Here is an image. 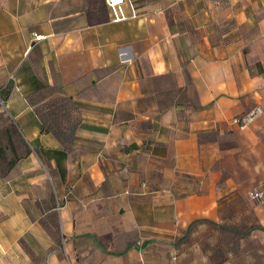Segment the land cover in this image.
<instances>
[{
  "label": "crops",
  "instance_id": "obj_1",
  "mask_svg": "<svg viewBox=\"0 0 264 264\" xmlns=\"http://www.w3.org/2000/svg\"><path fill=\"white\" fill-rule=\"evenodd\" d=\"M121 13L0 0V264H211L202 227L264 229V0Z\"/></svg>",
  "mask_w": 264,
  "mask_h": 264
},
{
  "label": "rangeland",
  "instance_id": "obj_2",
  "mask_svg": "<svg viewBox=\"0 0 264 264\" xmlns=\"http://www.w3.org/2000/svg\"><path fill=\"white\" fill-rule=\"evenodd\" d=\"M42 95V94H41ZM66 100L57 96L46 99L42 105L48 107L46 115H50L55 107L60 106L64 108L68 106ZM0 110H3V104L0 101ZM56 124L60 123V118H55ZM62 127V124H58V127ZM246 200H241L239 205L245 207ZM243 214V220L245 223L239 227V232L229 231L226 228H220L219 226L208 225L202 227L197 231V236L204 239L203 246L209 251L211 264H219L225 261L226 264H264V229L260 231L251 230L252 227H257L252 219V214L249 209H246ZM248 232V233H246ZM261 234L262 236H257Z\"/></svg>",
  "mask_w": 264,
  "mask_h": 264
},
{
  "label": "built area",
  "instance_id": "obj_3",
  "mask_svg": "<svg viewBox=\"0 0 264 264\" xmlns=\"http://www.w3.org/2000/svg\"><path fill=\"white\" fill-rule=\"evenodd\" d=\"M125 0H105V3L109 6V8L112 11L113 14V18L115 20H120V18L122 17V13H121V6L122 3ZM1 103L3 104V100L1 99ZM261 108L260 107H256L253 110H251L249 113H247L245 116L242 117V125L244 126L248 121H250L253 116L256 114V112H260ZM251 196V200L254 202H259L261 200H263V192L259 191V192H252L250 194Z\"/></svg>",
  "mask_w": 264,
  "mask_h": 264
},
{
  "label": "trees",
  "instance_id": "obj_4",
  "mask_svg": "<svg viewBox=\"0 0 264 264\" xmlns=\"http://www.w3.org/2000/svg\"><path fill=\"white\" fill-rule=\"evenodd\" d=\"M8 90H6L5 92H7Z\"/></svg>",
  "mask_w": 264,
  "mask_h": 264
}]
</instances>
